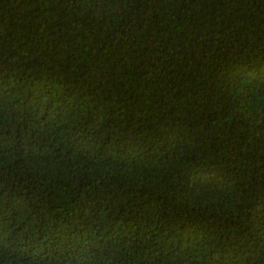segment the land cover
Returning a JSON list of instances; mask_svg holds the SVG:
<instances>
[{
    "label": "trees",
    "instance_id": "obj_1",
    "mask_svg": "<svg viewBox=\"0 0 264 264\" xmlns=\"http://www.w3.org/2000/svg\"><path fill=\"white\" fill-rule=\"evenodd\" d=\"M0 264H264V0H0Z\"/></svg>",
    "mask_w": 264,
    "mask_h": 264
}]
</instances>
